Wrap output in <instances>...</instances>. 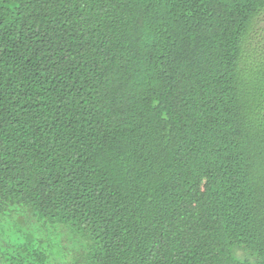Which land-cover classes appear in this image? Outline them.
Returning <instances> with one entry per match:
<instances>
[{"label":"trees","instance_id":"obj_1","mask_svg":"<svg viewBox=\"0 0 264 264\" xmlns=\"http://www.w3.org/2000/svg\"><path fill=\"white\" fill-rule=\"evenodd\" d=\"M0 264H264V0H0Z\"/></svg>","mask_w":264,"mask_h":264},{"label":"rangeland","instance_id":"obj_2","mask_svg":"<svg viewBox=\"0 0 264 264\" xmlns=\"http://www.w3.org/2000/svg\"><path fill=\"white\" fill-rule=\"evenodd\" d=\"M73 258H74V256L71 254V255L69 256L68 260L72 261Z\"/></svg>","mask_w":264,"mask_h":264}]
</instances>
